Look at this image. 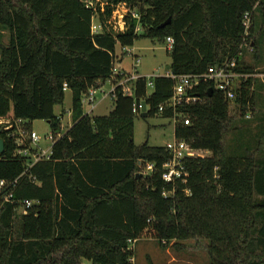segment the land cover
Wrapping results in <instances>:
<instances>
[{
    "label": "trees",
    "instance_id": "1",
    "mask_svg": "<svg viewBox=\"0 0 264 264\" xmlns=\"http://www.w3.org/2000/svg\"><path fill=\"white\" fill-rule=\"evenodd\" d=\"M99 3L94 10L82 0H0V29L9 36L4 44L0 32V119H21L28 128L44 120L55 139L51 158L25 172L11 199L0 194V264H132L128 241L144 237L162 246L203 238L210 264H264V157L257 155L264 131L261 140L253 138L254 149L247 146L239 155L224 144L234 129L230 112L245 118L253 108L251 77L239 84L232 103L203 82L194 90L199 100L177 109L189 125L178 121L175 139L211 156L187 160L186 180L174 186L161 179L170 157L165 146L134 143L132 112L133 103L144 100L146 116L158 114L172 95L171 78L154 77L149 96L144 77L129 84L132 97L118 88L107 115L85 114L81 102L90 88L110 79L116 46L131 47L139 38H172L174 75H200L232 59L237 72L249 74L242 51L254 26L246 33L243 16L250 12L253 22L264 0ZM119 4L139 19L125 16L124 31L114 32L107 20ZM94 17L103 31L92 35ZM64 84L71 92L72 125L63 133L54 108L63 105ZM158 115L171 119L173 112ZM0 139V180L13 181L25 164L13 157L15 145L6 132L0 131ZM147 162L153 172L136 177ZM165 191L172 194L164 197ZM24 199L39 203L19 214Z\"/></svg>",
    "mask_w": 264,
    "mask_h": 264
},
{
    "label": "rangeland",
    "instance_id": "2",
    "mask_svg": "<svg viewBox=\"0 0 264 264\" xmlns=\"http://www.w3.org/2000/svg\"><path fill=\"white\" fill-rule=\"evenodd\" d=\"M124 10L125 7L120 5L116 7V12L113 13V17H115L114 25L117 28L119 27L117 23L118 15H123ZM251 25L254 26L252 37L245 41L242 58L244 63L249 66V75L254 80L253 85H255L256 97L254 107L251 108L252 119L250 121H246V118L240 116V112H230L235 130L229 129L225 134L224 144L230 154L233 155H235L234 153L236 155L242 154L247 146H251V149H254L253 138L260 139L259 135L261 131H264V8L255 12ZM0 32L2 34V42L7 44L9 40L8 33L1 29ZM254 40L255 43H252ZM166 47V42H158L149 38H139L134 42L133 46L124 49L116 46L115 66L126 71H133L134 67L137 66V71L142 76L165 75L169 73L170 64ZM255 80H257L256 83ZM103 88L108 89V85L105 84ZM70 103V93L66 92L63 105L55 107L57 115H64L61 120L63 133L66 132L68 127L67 113ZM83 106L85 111L91 108L88 104ZM93 106H96V108L92 115H106L112 110L113 101L104 97L102 92L97 91ZM247 113L250 114L251 112ZM31 125L32 130L40 138L39 146L43 150H47L51 145L50 140H48L50 135L48 123L44 120H36ZM133 140L138 146L147 143L149 146L163 147L174 140L173 121L158 114L145 117L138 114L134 118ZM257 143L258 140L255 141V145ZM261 143L262 146L259 148L260 152L257 155L264 157V142L261 141ZM198 154L202 157L211 156L209 151L203 150L199 151ZM18 213H22L21 208L18 209ZM132 259V264H210L207 254V241L196 237L181 240L177 243L171 242L163 246L153 238L144 237L133 243ZM82 264L88 263L82 262Z\"/></svg>",
    "mask_w": 264,
    "mask_h": 264
},
{
    "label": "built area",
    "instance_id": "3",
    "mask_svg": "<svg viewBox=\"0 0 264 264\" xmlns=\"http://www.w3.org/2000/svg\"><path fill=\"white\" fill-rule=\"evenodd\" d=\"M84 6L87 9H94L99 3V0H82ZM103 5L99 3L100 8L103 10ZM122 5L125 7L124 14L118 15V28L114 25L113 13L116 11V7ZM112 12L111 18L107 20L108 25H110L114 32L124 31L125 28L124 17L130 15L131 18L138 20L139 15L132 10H129L125 4L117 5ZM122 19V20H121ZM252 14L247 12L243 16V26L245 32L247 33L249 28L252 26ZM113 23V24H112ZM121 24V25H119ZM91 34L102 33L103 28L98 22L96 17L92 18L90 26ZM166 50L170 51L172 49L173 40L170 37L166 38ZM236 60L232 59L230 61L224 62L220 65L210 66L207 71L200 75H174L172 73H167L164 76H167L172 79V95L171 97L159 105L158 114L163 113L165 110L170 109L173 112V116L170 120L173 121L174 127L178 121H183L184 125H189V119L183 118L181 114L177 113L179 107L191 104L199 100L197 95L194 93L195 87L203 82H211L214 90L221 92L226 101L232 103L236 97V89L239 87V84L251 77L249 74H244L237 72L236 70ZM159 75H149L141 76L133 70L130 74L116 67L115 64L111 69V77L106 82L108 89L105 90L102 87L99 88H90L82 97V105L88 104L91 108L87 113H90L95 101V95L97 91L103 93L104 97L115 98L116 90L119 88L121 93L124 96L132 97L134 90L130 88L129 84L138 81L140 78L144 77L146 81V93L149 96L153 90V81L152 79ZM67 89V85L64 84V90ZM142 103H145L144 100L139 102H134L132 105V112L134 114H141ZM146 104V103H145ZM84 107V106H83ZM145 112H147V106L145 105ZM245 118H249V114L245 115ZM29 122L21 119H12V117L1 118L0 119V131L6 132L7 136L12 138L15 149L13 157L20 158L25 164V171L15 178L13 181L0 180V194L5 192L4 200L8 201L12 197L13 190L17 187L19 180L24 176L25 172L30 169L34 164L40 161H47L51 158L52 155V146L55 142V139L52 137L51 133L48 137L51 145L47 150H43L39 146L40 138L32 130L28 128ZM166 150L169 152V159L163 164L161 179L167 183L174 186L175 183L181 182L184 183L187 176L186 170V161L195 157L200 156L198 152L200 150H195L191 148L186 142L178 141L175 139L170 143L165 145ZM202 157V156H200ZM141 174L143 176L150 175L154 170V165L152 163H140ZM32 182H36L34 177H31ZM172 192H163L164 197H168ZM38 200H29L24 199L18 202L19 208L22 210V214L27 213L29 210L33 209L38 204ZM131 243L133 248L132 241Z\"/></svg>",
    "mask_w": 264,
    "mask_h": 264
},
{
    "label": "crops",
    "instance_id": "4",
    "mask_svg": "<svg viewBox=\"0 0 264 264\" xmlns=\"http://www.w3.org/2000/svg\"><path fill=\"white\" fill-rule=\"evenodd\" d=\"M260 38V37H259ZM258 38V39H259ZM123 49V48H122ZM116 55V54H115ZM137 60V59H136ZM115 62H116V60H115ZM118 68H120V67H118ZM121 70H123V71H125L126 73H128V74H130L132 71H126L125 69H123V68H120ZM134 70H135V72L136 73H138V71H137V66L136 67H134ZM139 74V73H138ZM142 76V75H141ZM254 80L252 79V87H251V89L254 91V101H253V103L255 104V90H254V87H255V85H253L254 84V82H253ZM257 82V80H255V83ZM257 86H259V85H257ZM104 87V86H103ZM105 90H107V89H105ZM66 92H69L70 93V100H71V92L69 91V90H65V94H66ZM107 98H110V97H107ZM111 99V101H113L115 98H110ZM64 103V102H63ZM254 104H253V107H254ZM70 108H71V103H70V106H69V109H68V113H67V115H68V120H69V122H68V127H67V129H69L70 127H71V125H72V116H71V111H70ZM95 108H96V106H93L92 107V110L90 111V113H87L88 111H85V109H84V107H83V110H84V113L85 114H88V115H90V116H100V115H92L93 114V112H94V110H95ZM54 111H55V108H54ZM65 112V111H64ZM63 112V113H64ZM251 113L249 114V118L247 119V121H250L252 118V109H251V111H250ZM56 114V113H55ZM57 115V114H56ZM107 115V114H106ZM135 115H137V114H135ZM59 116H61V120L64 118V115L63 114H59ZM102 116V115H101ZM61 126H62V124H61ZM66 129V130H67ZM141 170V169H140ZM138 174H141V172L140 173H138ZM142 175V174H141ZM143 176V175H142Z\"/></svg>",
    "mask_w": 264,
    "mask_h": 264
},
{
    "label": "water",
    "instance_id": "5",
    "mask_svg": "<svg viewBox=\"0 0 264 264\" xmlns=\"http://www.w3.org/2000/svg\"><path fill=\"white\" fill-rule=\"evenodd\" d=\"M145 105H146L145 103H142V109H141V111H142L141 116L142 117H145L147 115L145 112ZM2 153H3V141H2V139H0V154H2ZM141 176H142L141 174H136V177H141Z\"/></svg>",
    "mask_w": 264,
    "mask_h": 264
}]
</instances>
